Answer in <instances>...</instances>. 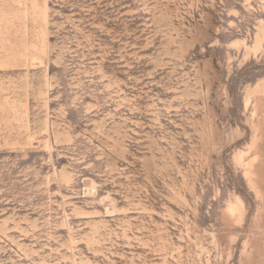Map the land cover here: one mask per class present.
Masks as SVG:
<instances>
[{"label":"rangeland","instance_id":"obj_1","mask_svg":"<svg viewBox=\"0 0 264 264\" xmlns=\"http://www.w3.org/2000/svg\"><path fill=\"white\" fill-rule=\"evenodd\" d=\"M0 264H264V0H0Z\"/></svg>","mask_w":264,"mask_h":264}]
</instances>
